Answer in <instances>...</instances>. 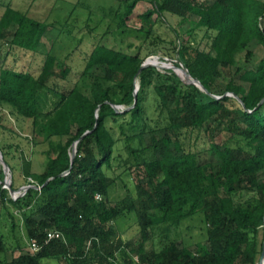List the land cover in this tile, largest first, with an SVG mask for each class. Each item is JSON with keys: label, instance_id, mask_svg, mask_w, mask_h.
I'll return each instance as SVG.
<instances>
[{"label": "trees", "instance_id": "trees-1", "mask_svg": "<svg viewBox=\"0 0 264 264\" xmlns=\"http://www.w3.org/2000/svg\"><path fill=\"white\" fill-rule=\"evenodd\" d=\"M138 1L123 0V25ZM152 3V8L140 14V31L146 37L154 27L151 17L157 14L164 18L166 13L191 22L188 15H196L194 28H205L213 36L210 52L181 41L178 32L180 41L169 42L175 45V64L198 78L208 92L171 68L165 72L153 64L142 68L140 46L133 50L132 44L124 48L104 41L95 45L80 78L67 88L57 83L58 78H65V70L56 71L54 55L47 56L39 76L12 68L0 70V103L11 105L19 115L36 124L41 116L40 93L42 89H52L59 99L46 114H54L58 122L44 125V129L48 136H67L58 150L48 153L45 170L32 174L42 186L40 191L31 188L15 200L0 184V201L23 216L20 225L11 212V231H16L21 239L22 233L26 234L29 243L37 241L43 245L37 253H22L5 264H50L63 259L70 264H133L135 260L121 242H115L111 225L125 211H134L141 227L143 240L137 252L143 262L259 264L263 243L260 246L258 234L264 224V180L260 178L264 170V59L257 67H236L235 74L247 86L230 80L224 90L218 91L214 84L224 70L236 65L237 55L253 41L264 45V1ZM14 23L17 27L12 43L30 51L38 48L49 26L7 6L0 28L7 30ZM246 56L250 58L252 52ZM96 68H102L103 74L94 73ZM228 92L236 97L226 95ZM151 103L155 107L152 110ZM213 120L228 123L245 138L258 140L259 146L245 152L241 147L214 142L210 150L220 165L212 169L211 164L200 161L198 152L186 146L183 136ZM146 133L150 134L146 149L151 156L137 164L146 183L141 182L140 176L136 198L111 203L109 195L116 179L108 170L116 159V146L123 140L143 141ZM75 143L77 152L72 161ZM65 171L69 173L64 175ZM245 188L254 191L257 198L235 203L233 194ZM153 210L163 214L153 216ZM199 213L207 220L208 244H198L193 252L181 246L180 241L170 240L148 258L144 243L153 239L159 223L167 224L169 230ZM50 229L61 231L64 240L52 239L45 244ZM7 249L5 235L0 231V253Z\"/></svg>", "mask_w": 264, "mask_h": 264}, {"label": "rangeland", "instance_id": "rangeland-1", "mask_svg": "<svg viewBox=\"0 0 264 264\" xmlns=\"http://www.w3.org/2000/svg\"><path fill=\"white\" fill-rule=\"evenodd\" d=\"M7 6L43 21L49 26L35 51L25 50L12 43L13 33L17 27L15 23L7 30L0 28V70L12 68L39 76L47 56L54 55L56 71L65 70V78H58L57 83L66 88L78 81L89 54L100 41L124 48L132 44L133 50L140 46L144 61L157 55L160 58L165 56L175 63L176 52L173 48L175 45L169 44L171 40L176 43L180 40L185 41L205 52L212 51L213 36L205 28H194L193 22L198 20L196 15H188L193 21L191 22L171 13H166L164 18L155 14L150 19L154 27L151 34L146 37L140 31L143 25L140 14L152 8V0H139L132 15L126 20V26L121 21V15L125 12L123 0H0V19ZM161 39L164 42H161ZM248 51L252 52L250 58L246 56ZM262 59H264V45L253 41L237 55L236 65L224 70L222 76L216 79L214 84L216 90H224L230 80L247 86L240 75L235 74L236 67L245 65L257 67ZM159 63L157 68L165 72L162 63ZM183 70L184 75L189 76L187 71ZM93 72L103 74V69L96 68ZM58 99V95L52 89H42L39 105L41 116L36 124L33 119L19 115L11 105L0 103V154L8 163L11 173V175L7 173L0 158L2 188L10 192V189L20 188L30 179L35 180L32 174H40L45 170L49 160L48 153L52 149L58 150L61 143L67 140V136L63 138L48 136L44 129V125L58 122L54 114H46L55 107ZM150 106V110L155 108L153 103ZM183 137L186 146L198 152L200 161L211 164L214 170L220 163L210 150L212 143L241 147L245 152L253 151L260 144L258 140L245 138L228 123L224 124L219 120H213L203 128L192 132H186ZM149 141L150 134L146 133L143 141L136 139L127 143V140L126 142L123 140L117 144L116 159L113 161L112 169L108 170V173L116 179L109 195L111 203L136 198L140 176L141 182L146 183L142 170H137V164L150 158L151 152L146 149ZM260 178L264 180V170L260 172ZM256 195L254 191L245 188L233 194V200L235 203H244L256 199ZM11 212L21 225L22 213L13 209L10 204H3L0 201V231L5 235L8 248L0 253V264L12 261L22 253L31 252L26 234L22 233L24 239H21L16 231H11ZM151 214L161 216L163 212L153 210ZM111 225L114 228L115 242H121V247L135 260L133 264H149L139 260L137 251L143 238L136 213L125 211ZM207 227L203 213L190 216L169 230L167 224L159 223L155 228L153 239L144 243L145 253L151 258L153 250H160L163 244L170 240H178L181 246L196 252L198 244L209 243ZM258 240L261 246V243H264V224L259 227ZM50 264H70V262L65 259L52 260Z\"/></svg>", "mask_w": 264, "mask_h": 264}, {"label": "built area", "instance_id": "built-area-1", "mask_svg": "<svg viewBox=\"0 0 264 264\" xmlns=\"http://www.w3.org/2000/svg\"><path fill=\"white\" fill-rule=\"evenodd\" d=\"M144 62H148V63L153 64L155 66H158V64H160L159 62H161L162 63L161 66L164 67V69H165L163 71H166L167 68H171L172 69V67H174L173 65L175 64V63L169 61V59L167 57L164 56V57L160 58V56H157V55L156 56L155 55L152 56L151 58L147 59ZM228 95L229 96H233V93L229 92ZM215 96L218 97V98L221 97L220 95H215ZM9 171H10V168H9L7 173L9 175H11V173ZM68 173H69V171H65L64 175H67ZM31 188H35V189H38L40 191L42 189V186L39 185L37 182H35V180L30 179L22 187L13 189V191L10 190L11 197L13 199L17 200L18 198L25 196L27 194L28 190L31 189ZM97 198L101 199V196L98 195ZM52 239H63L64 240V235H63V233L61 231H59L57 229H50V230H48L47 239L45 241V244H48ZM29 244H30V251H31L30 253H37L43 247V245L39 244L37 241H32ZM120 264H126V263L122 262Z\"/></svg>", "mask_w": 264, "mask_h": 264}, {"label": "water", "instance_id": "water-1", "mask_svg": "<svg viewBox=\"0 0 264 264\" xmlns=\"http://www.w3.org/2000/svg\"><path fill=\"white\" fill-rule=\"evenodd\" d=\"M150 63H148V62H144L143 63V65H142V68L143 67H145V66H147V65H149ZM174 67H172V69L178 74V72H177V70L176 69H185L187 72H188V70L186 69V68H184V67H182V66H177L176 64H174L173 65ZM179 75V74H178ZM189 76H190V78H191V80L190 81H188L189 83H193V84H195L196 86H198L199 88H201L202 90H204V91H207V89L204 87V85L202 84V82L198 79V78H196V77H193V76H191L190 74H188ZM181 77V76H180ZM185 81V80H184ZM187 82V81H186ZM138 89H139V84H137V88H136V90H135V94L137 93V91H138ZM208 92V91H207ZM233 96H235L236 97V95H234L233 94ZM117 108H118V106H117ZM76 152H77V143H75V145H74V152H73V154H72V161L74 160V158H75V156H76ZM0 158H1V160H2V162H3V164H4V168L5 169H7V172H8V170H9V165H8V163H6L4 160H3V158H2V155L0 154ZM11 191H13V189H10ZM259 264H264V243H263V249H262V253H261V256H260V261H259Z\"/></svg>", "mask_w": 264, "mask_h": 264}, {"label": "bare ground", "instance_id": "bare-ground-1", "mask_svg": "<svg viewBox=\"0 0 264 264\" xmlns=\"http://www.w3.org/2000/svg\"><path fill=\"white\" fill-rule=\"evenodd\" d=\"M177 70V72H178V74L180 75V76H182L183 78H185V79H188V80H191V78H190V76H184V70L183 69H176ZM5 164V163H4Z\"/></svg>", "mask_w": 264, "mask_h": 264}]
</instances>
